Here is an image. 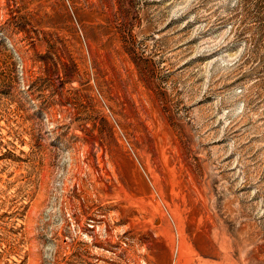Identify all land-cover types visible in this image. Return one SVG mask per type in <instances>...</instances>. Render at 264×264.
<instances>
[{"label":"rangeland","instance_id":"1","mask_svg":"<svg viewBox=\"0 0 264 264\" xmlns=\"http://www.w3.org/2000/svg\"><path fill=\"white\" fill-rule=\"evenodd\" d=\"M0 264H264V0H0Z\"/></svg>","mask_w":264,"mask_h":264}]
</instances>
